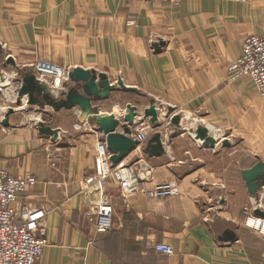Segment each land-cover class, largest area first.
I'll return each mask as SVG.
<instances>
[{"label": "crops", "instance_id": "crops-1", "mask_svg": "<svg viewBox=\"0 0 264 264\" xmlns=\"http://www.w3.org/2000/svg\"><path fill=\"white\" fill-rule=\"evenodd\" d=\"M248 35H264V0H180L177 7L146 0H0V47L13 68L45 60L104 75L113 87L120 78L155 106L160 128L120 163L140 161L153 183L175 182L181 191L176 198L137 193L124 201L109 179L112 228L97 232L84 213L98 195L85 194L82 185L94 170L97 119L114 113L94 98L88 112L56 109L52 136L9 116L8 126L0 124V167L36 179L20 201L46 213L48 245L38 264H264V234L246 225L243 212L258 197L242 178L264 159V99L250 79L228 74ZM70 87L85 96L84 84L71 80L57 89L60 102ZM115 92L103 100L113 103ZM181 115L193 121V132L207 124L214 139L240 141L243 153L216 142L204 146L175 122ZM114 119L118 133L135 136L137 120ZM155 135L164 148L160 156L150 154ZM259 184L264 190V179ZM157 243L174 253L156 252Z\"/></svg>", "mask_w": 264, "mask_h": 264}, {"label": "built area", "instance_id": "built-area-1", "mask_svg": "<svg viewBox=\"0 0 264 264\" xmlns=\"http://www.w3.org/2000/svg\"><path fill=\"white\" fill-rule=\"evenodd\" d=\"M178 6L180 0H147ZM245 3L248 0H235ZM34 74L39 81L49 80L51 87L59 89L69 80V70L45 61L33 64ZM231 78L246 77L250 79L258 94L264 98V35H248L242 41L238 58L228 67ZM150 132L149 125L137 129L132 139L138 148L145 143ZM100 135L93 148L94 170L82 185L85 194H97V201L84 213L86 220L97 232H108L112 228L114 204L104 187L109 179L118 184L122 200L134 194H141L149 200L176 198L181 195L180 187L175 182L153 183L149 172L139 166L140 161L131 166L118 164L113 166L111 154L107 149L105 138ZM138 166V167H137ZM139 169V170H138ZM36 179L33 175L15 177L0 167V264H38L48 242L42 231L46 213L39 207H29L20 199L28 190L34 188ZM246 225L264 234V219L249 215ZM155 251L162 255H172L171 245L157 243Z\"/></svg>", "mask_w": 264, "mask_h": 264}, {"label": "rangeland", "instance_id": "rangeland-1", "mask_svg": "<svg viewBox=\"0 0 264 264\" xmlns=\"http://www.w3.org/2000/svg\"><path fill=\"white\" fill-rule=\"evenodd\" d=\"M159 3H161V2H159ZM162 4H165V3H162ZM165 5H169V4H165ZM170 6H172V5H170ZM173 7H175V6H173ZM36 61H45V60H36ZM36 61H34L32 64H30V66L28 68H25V69H21L19 67H16L17 69L13 68V66L11 65L12 64L11 58L9 57V55L7 56L6 52H4V50L1 49V47H0V78H2L3 76L7 77V79H5L6 83L5 82L1 83V80H0V124H2L3 126H5V124H3L4 121H6V123H7L6 126H8V118H9V116L12 115L13 119L15 117L18 119L17 123H19L22 119H25L26 123L31 124V125L34 123V124H36V126H38V128L49 127L52 129L54 127V125H55V122H54L55 108L46 105V101L50 100L53 103H59L60 102L59 101L60 98L58 99L59 93H60L58 91L59 89L55 90L54 88L51 87L49 80H44L45 82L48 83L51 91H53L55 93V96L52 94H48L46 92H42V91L38 92V94H35V98H36L37 102H40V103H36L34 105L28 104V97L26 95L25 96L19 95L20 88L23 85V79L25 77H27L28 75H33L35 77L33 64ZM45 62H48V61H45ZM13 63H14V61H13ZM54 65H56V64H54ZM14 66H15V63H14ZM56 66H58V65H56ZM61 68H63V67H61ZM69 72H70V70H69ZM229 78H230V76H229ZM35 79H36V77H35ZM36 81L38 82L37 79H36ZM70 81L71 80L69 79L65 83H69ZM114 87L116 88L115 89L116 92L114 93V95H116V96H113L115 98H112V100H110L113 103H111L107 100H103V99H105V98H102L103 96L100 97L99 99L93 97L95 99L93 101V103H100L99 105H102V104L106 105V110H110V112L114 113L115 116L117 114H120L119 117H115L114 115H111V116H113V118H117V120L119 118V119H121L123 121H127L129 123L133 122L134 120H137V128H141V126L142 125L145 126V124L149 125L151 131L147 132L148 135L150 133H152L153 131H155L156 129L160 128L159 126H158V128H156L154 125H152L150 123V120H149L150 117L148 116L150 107H155V106L149 107L150 103H145V101H142L141 97H139L137 95V92L136 93L130 92L128 89H126L120 78H118V80L115 81ZM75 89L76 88H74V87H70L69 90L67 91V93L69 91H73ZM79 92L84 93V91H81V90ZM102 95H103V93H102ZM114 103H115V106H114L115 111L112 110L113 109L112 106ZM116 107L119 109H117ZM4 110H6L5 113H4ZM156 111L158 113L157 109H156ZM161 111L163 112L164 109L163 110L161 109ZM162 112H160L159 114H161ZM170 115H171V111L168 113V116H170ZM107 117H109V116L107 115ZM6 118H7V120H6ZM181 118H183L182 122H181ZM89 122H91V121H89ZM175 122L176 123L180 122L181 124L183 123L182 124L183 127L187 128L188 132H190V131H191L190 133L193 132V130L191 128L193 121H191V119H188V117H186L185 115H181V116L176 117ZM207 126H209V125L200 123L198 126V129L194 132L195 137H196L197 131L198 132L202 131V132L206 133L205 136L207 138H209V137L211 138V139H209V141L202 140L203 142H207L208 145L210 143H212L214 145L216 142V144H219V146L221 148H227V147H237L239 149L241 148L240 153H243L244 148L241 147L240 141H234V142H230L229 140L227 141L225 136L224 135L222 136V134H221L220 139L216 140L213 137L214 134L212 135V133H210L208 131ZM147 139H148V137H147ZM147 139H146V141H148ZM197 140L200 141V139H197ZM256 159H254V161H256ZM261 160H264V159L261 158ZM261 160L259 159V161H257L255 164L261 162ZM133 162H134V160L130 161L129 163H127L126 166L133 165L134 164ZM139 166L146 167V165L142 162H140ZM263 188H264V186H263ZM251 196L252 197H254V196L258 197L257 199L255 198L253 200V201H255L256 205L253 209H251V207H245L243 209V212L251 211L254 213V211L257 209L264 212V190L261 189V187H260V190L255 195H251ZM211 209H213L215 211V209L213 207ZM252 216L256 217V218H260L254 214Z\"/></svg>", "mask_w": 264, "mask_h": 264}, {"label": "water", "instance_id": "water-1", "mask_svg": "<svg viewBox=\"0 0 264 264\" xmlns=\"http://www.w3.org/2000/svg\"><path fill=\"white\" fill-rule=\"evenodd\" d=\"M68 77L70 80H75L78 83L84 84L85 96H81L75 91H69L67 93V100L60 103H53L52 101L47 100L46 105L54 107L55 110L59 108L73 109L75 107H79L81 111L88 112L91 107V98L94 97L99 99L102 96V98H106L108 96V93L116 89L115 87L110 85L109 80L106 76L100 75L99 77H96L92 74L91 71L81 68L73 69V71L69 72ZM41 91L42 90H39L38 88V82L36 81L35 77L33 75H28L23 79V85L20 88L19 95H26L28 97V104L34 105L36 103H40L37 102L35 94H38V92ZM102 91L104 92L103 95L101 94ZM148 116L150 117V123L155 126L157 123V111L155 107H150ZM97 123L98 129L96 131L103 135L105 138L107 149L111 154L110 161L113 166L118 165L130 153L134 152L137 149L138 143L136 141L116 131L117 121L113 118V116H109L106 118L98 117ZM3 124H5L6 126V121H4ZM39 132L48 136H52L55 134V131L49 127L40 128ZM205 135V132H196L197 139L209 141V138H207ZM151 141L153 142V145L151 147L150 154L152 156H160L164 152V148L159 139V136H153L151 138ZM204 145L209 146L207 142H204ZM242 178L246 185L247 192L250 195H255L260 190L259 183L261 179H264V163L259 162L255 164L251 169L243 171ZM254 215L264 219L263 211L257 209L254 211Z\"/></svg>", "mask_w": 264, "mask_h": 264}, {"label": "bare ground", "instance_id": "bare-ground-1", "mask_svg": "<svg viewBox=\"0 0 264 264\" xmlns=\"http://www.w3.org/2000/svg\"><path fill=\"white\" fill-rule=\"evenodd\" d=\"M3 79H6V77L3 76L2 78H0L1 83L3 82ZM38 88H39V90H42V91H44V92H46V93H48V94H53V95L55 96V93H54L53 91H51V89H50L48 83L45 82V81H39V82H38ZM1 111H2V110H1ZM5 111H6V110H4V113H5ZM193 133H194V132H193Z\"/></svg>", "mask_w": 264, "mask_h": 264}]
</instances>
